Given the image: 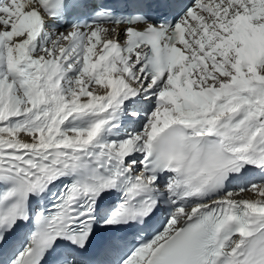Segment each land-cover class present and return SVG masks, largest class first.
<instances>
[{
    "label": "snow or ice",
    "instance_id": "obj_1",
    "mask_svg": "<svg viewBox=\"0 0 264 264\" xmlns=\"http://www.w3.org/2000/svg\"><path fill=\"white\" fill-rule=\"evenodd\" d=\"M0 264H264V0H0Z\"/></svg>",
    "mask_w": 264,
    "mask_h": 264
}]
</instances>
